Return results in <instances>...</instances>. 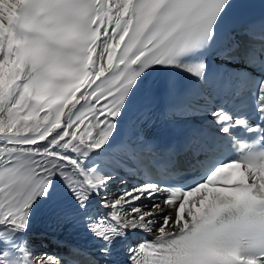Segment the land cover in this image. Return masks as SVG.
Returning a JSON list of instances; mask_svg holds the SVG:
<instances>
[{
	"label": "snow or ice",
	"instance_id": "snow-or-ice-1",
	"mask_svg": "<svg viewBox=\"0 0 264 264\" xmlns=\"http://www.w3.org/2000/svg\"><path fill=\"white\" fill-rule=\"evenodd\" d=\"M254 2L0 0V264H63L27 239L42 211L90 235L86 264H123L125 253L128 264H264V14ZM162 90L182 96L170 113L205 116L210 131L192 142L202 170L184 182L146 175L110 197L112 183H128L116 157L136 152L122 128ZM140 232L155 239L134 242Z\"/></svg>",
	"mask_w": 264,
	"mask_h": 264
},
{
	"label": "bare ground",
	"instance_id": "bare-ground-1",
	"mask_svg": "<svg viewBox=\"0 0 264 264\" xmlns=\"http://www.w3.org/2000/svg\"><path fill=\"white\" fill-rule=\"evenodd\" d=\"M180 100L181 99H178L177 102H179ZM171 105H172V103H170V106ZM112 159H113V155L112 154H106L105 160L109 164H111ZM126 181H128L127 185H122L119 180H117L116 182L112 183L110 185V187H109V195H110V197L113 196V195L118 194L122 190V188H124V187H131L134 184H138V183L134 182L132 180V178H130V177H127ZM195 199H198V197H196ZM144 203L145 204H149L150 202L145 200ZM173 215H175V211L174 210H173ZM142 234L148 235V236H151V237L155 238V236L153 234L147 233V232H140V233L136 234V236H139V235H142ZM27 239L29 240L30 245H31V247H32V249L34 251V254H36V255H39L41 253H45L46 252L49 255L56 256L57 253H58V248H62L63 245H64V243H63L64 239L60 238L59 236H57L56 234H54L53 232H51V231H49L48 229H45V228H33V227H30L29 231L27 233Z\"/></svg>",
	"mask_w": 264,
	"mask_h": 264
}]
</instances>
